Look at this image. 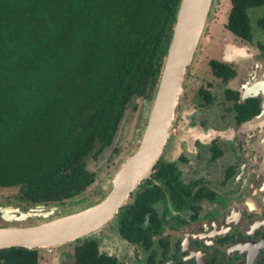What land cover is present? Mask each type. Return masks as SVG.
Here are the masks:
<instances>
[{"label": "trees", "instance_id": "trees-1", "mask_svg": "<svg viewBox=\"0 0 264 264\" xmlns=\"http://www.w3.org/2000/svg\"><path fill=\"white\" fill-rule=\"evenodd\" d=\"M179 4L0 0V188L16 187L27 205L63 204L95 182L87 159H97L113 143L130 101L155 96ZM230 5L226 27L250 41L251 14L264 0ZM255 24L264 33V14ZM209 64L224 82L234 75L225 63ZM199 94L202 108L212 96L202 87ZM235 109L240 122L257 113L258 105L236 103ZM214 151L213 158L220 156L219 148ZM173 166L160 158L151 178L132 193L124 206L129 218H119L122 237L132 239L142 229L139 223L153 202L181 197L171 186ZM75 242V264H118L99 254L94 234ZM38 250L10 247L0 254L7 264H36Z\"/></svg>", "mask_w": 264, "mask_h": 264}, {"label": "flooded vegetation", "instance_id": "flooded-vegetation-1", "mask_svg": "<svg viewBox=\"0 0 264 264\" xmlns=\"http://www.w3.org/2000/svg\"><path fill=\"white\" fill-rule=\"evenodd\" d=\"M253 13L254 10L250 41L226 27L227 16L223 25L229 34H221V59L210 57L207 65L211 78L194 91L188 111L181 112L182 122L203 135L191 139L174 137L186 129L173 127L169 138L175 140L173 153L163 159L174 165L176 178L171 186L181 197L177 201L162 197L153 202L152 211L139 223L142 229L134 230L132 239L122 237L118 231L121 215L125 213L129 218L122 207L111 221L115 225L110 236L118 238L117 245L103 249L101 237L94 235L99 254L118 264H264V33L255 24L264 11L255 16ZM212 29L207 40L210 42ZM212 59L234 71L227 82L212 73ZM239 71H243L242 77ZM201 87L212 96L202 108ZM226 90L237 96L229 97ZM254 100L258 112L239 122L235 104ZM214 148L221 150L215 158ZM154 183L162 186L158 181ZM101 234L105 233H98ZM70 243L76 245L75 241ZM75 245L70 263L61 259V264H75ZM41 251L38 250L36 264H54L46 260L53 255L52 249ZM0 264H7L1 254Z\"/></svg>", "mask_w": 264, "mask_h": 264}, {"label": "water", "instance_id": "water-1", "mask_svg": "<svg viewBox=\"0 0 264 264\" xmlns=\"http://www.w3.org/2000/svg\"><path fill=\"white\" fill-rule=\"evenodd\" d=\"M213 0H180L157 90L137 149L111 178V189L98 202L37 224L0 226V249L49 248L97 233L131 200L154 167L169 141L180 109L193 57L202 37ZM61 211L60 204H37L28 210L0 206L7 222L48 218Z\"/></svg>", "mask_w": 264, "mask_h": 264}, {"label": "rangeland", "instance_id": "rangeland-1", "mask_svg": "<svg viewBox=\"0 0 264 264\" xmlns=\"http://www.w3.org/2000/svg\"><path fill=\"white\" fill-rule=\"evenodd\" d=\"M230 6V0H213L212 2L208 20L206 22L196 52L194 54L192 65L190 67L189 73L191 72V74L188 76L187 83L183 92L182 101L180 103V109L177 115L176 122L174 124L175 127L173 126L174 129L176 128V126L178 128V125L181 127L184 126L186 130H179L176 136L174 137H177L179 135H182L186 139H191L195 136L199 137V135L196 133L198 129L194 127L189 128V125L187 123L182 122L181 112L188 111V103L193 97L192 95L194 91L201 83H204L206 80L211 78L207 65L210 57L219 60L221 59L223 53L222 46L224 44V40L222 39L221 34L223 33V31L229 34V31L225 28L223 23L225 19H227ZM263 11L264 7L254 8L253 15L255 16L257 12ZM211 29L213 38L210 42L207 40L211 33ZM240 42L245 45L244 42H242L241 40H239V43ZM226 54L228 53L226 52ZM238 76L242 77L243 71H239ZM151 105L152 101H148L141 97L135 98L129 102L124 116L119 122V127L114 137L113 143L109 147H107L97 159H94L92 157H89L87 159V167L88 169L96 173V180L91 186H89L85 190V192H83L80 196L76 197L73 200H68L65 201L63 204H60L61 211L57 212L54 216L48 218H33L23 222H7L0 217V226L37 224L54 217H58L60 215L80 210L86 206L98 202L110 191L111 178L113 177L115 172L125 162V160L137 149L147 123ZM173 141L175 140H169V142L167 143L170 144L167 148L165 155L163 154L164 159H168L173 153ZM8 204L15 205L23 209L25 208L24 210H28L29 208L34 206L24 204L17 198L16 187L0 188V206ZM114 225L115 222H111L97 233H94L95 236L101 237V240L103 242V244H101V247L103 249H109L113 246L115 247L117 245V241L119 242L116 236H110L111 229ZM99 232H104L105 234L98 235ZM74 245V243H65L56 247L40 249L42 250L41 253H47L48 249H52L53 255L51 254L49 256L51 260L46 259L47 262L52 261V263L54 264H61L60 260L62 259V261L70 263ZM41 258L43 257L41 256Z\"/></svg>", "mask_w": 264, "mask_h": 264}, {"label": "crops", "instance_id": "crops-1", "mask_svg": "<svg viewBox=\"0 0 264 264\" xmlns=\"http://www.w3.org/2000/svg\"><path fill=\"white\" fill-rule=\"evenodd\" d=\"M199 136H202L203 134H198Z\"/></svg>", "mask_w": 264, "mask_h": 264}]
</instances>
